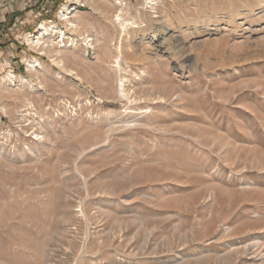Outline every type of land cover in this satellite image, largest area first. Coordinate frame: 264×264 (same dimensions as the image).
Wrapping results in <instances>:
<instances>
[{
  "label": "rangeland",
  "instance_id": "rangeland-1",
  "mask_svg": "<svg viewBox=\"0 0 264 264\" xmlns=\"http://www.w3.org/2000/svg\"><path fill=\"white\" fill-rule=\"evenodd\" d=\"M37 1L0 37V264H264V0H91L61 67L17 43Z\"/></svg>",
  "mask_w": 264,
  "mask_h": 264
},
{
  "label": "built area",
  "instance_id": "built-area-1",
  "mask_svg": "<svg viewBox=\"0 0 264 264\" xmlns=\"http://www.w3.org/2000/svg\"><path fill=\"white\" fill-rule=\"evenodd\" d=\"M24 1V0H23ZM48 2V1H47ZM45 1L44 0H39L37 1V5L35 4V6H38V13L37 15H41L43 13L48 12L49 8L47 5L44 4ZM12 4H13V0H0V10L3 12L2 13V17H0V22H3L5 20V12H7L8 14L10 13H17L19 10L21 11L22 9H20L18 7V9L14 10V11H10L9 8L12 9ZM27 4V3H25ZM71 5L72 6V10L70 12V15L67 17L65 13V11H67V6ZM30 6V5H29ZM49 6H51V3H49ZM9 7V8H8ZM89 5L84 1V0H64L63 2L58 4V9L57 12L54 16V18L51 19H45L39 22L37 28H35L33 31H28L25 32L24 35H26L25 37H23L22 35H18L17 36V43L18 44H24L25 40L29 37L32 38L34 37L35 39L37 38V32L39 31V29L42 26V23H46L49 30H52V34H50L49 36V41L51 43V45H55L57 48H70L73 47L74 45L77 46V44H82V46L86 49V54H94V46L92 45V41H93V37H86V35L83 36H78L76 34V31H74L75 27L72 26L70 23L67 22V18L71 19L72 18V14L75 11H82L85 8H88ZM25 5H24V9H25ZM24 17V16H23ZM25 20L20 17L17 16L14 24L12 27H10L11 30H13L14 27H16L18 24H24ZM61 23V26H60ZM58 26V27H57ZM18 38L23 39L22 41H20ZM44 44H46L44 42V39H41L40 41V45L38 46H43ZM39 55H42V53H38ZM26 57H24V61L26 64V70H27V62H26ZM7 75L9 76H14L16 75V70L15 67L13 66V64L9 61L7 62ZM33 139L34 140H39L41 139L40 134L38 133H34L33 135Z\"/></svg>",
  "mask_w": 264,
  "mask_h": 264
},
{
  "label": "bare ground",
  "instance_id": "bare-ground-1",
  "mask_svg": "<svg viewBox=\"0 0 264 264\" xmlns=\"http://www.w3.org/2000/svg\"><path fill=\"white\" fill-rule=\"evenodd\" d=\"M76 1H79V0H76ZM84 1L87 4H90V2H91V0H84ZM123 2L124 1H122V0H116V2H115L116 4H119L120 5L118 7V10H117L118 12L115 15L116 16L115 19L117 20V23L120 25V27L122 29L126 30L129 27V25H132V24L128 20H126L125 17H124V15H123L124 14V10L126 8V4L123 3ZM149 3L155 4L156 2L154 3V0H149ZM71 10H72V6L71 5L67 6V11H65L64 14H66V16L68 17L70 15ZM79 12L80 11H75L74 13H71L72 14V18L71 19H69V18L66 19L67 22L70 23L75 28L78 27V26H80L81 23H83V20H82L81 16L78 14ZM36 34H37V38L36 39L34 37H32V38H28V40L30 42L36 44V46H37V45L40 44L41 39H45L46 37L49 39L50 34H52V30L51 31L49 30V28H48V26H47L46 23H42L41 28L39 29V31ZM86 37L87 38L90 37V36H88V33L86 34ZM94 39L95 40H93V41L95 42L96 41V38H94ZM93 41H92V44L94 43ZM48 45H49V43L46 44V47ZM52 45H50V47ZM75 47H76V45H74L72 48H75ZM64 49H67V48H58V50H56L53 53L54 55H56V58H54V59L55 60H58L57 62L60 65V67L61 66H64V64H65V57H66V55H64L65 52L64 53L62 52V51H64ZM121 60H122L121 59V54H118V56L116 58V65H115V67L116 66L117 67H121V65H120L121 64ZM27 63H28V70L29 71H39V70L45 71L44 66H43V63H42V61L39 58L29 59L27 61ZM57 76L58 77H61L62 74L59 73ZM7 81L9 83V85H12L13 87L14 86H17L19 88H24L25 87V84L27 83V84L30 85L31 88H37V85L35 83H33L31 80L27 79L25 76H17V75L9 76L8 75L7 76ZM121 81H122V83L120 84V92H119V95L122 96V97H127V94L124 92V89H125V80H121Z\"/></svg>",
  "mask_w": 264,
  "mask_h": 264
},
{
  "label": "trees",
  "instance_id": "trees-1",
  "mask_svg": "<svg viewBox=\"0 0 264 264\" xmlns=\"http://www.w3.org/2000/svg\"><path fill=\"white\" fill-rule=\"evenodd\" d=\"M20 15H22L23 17L24 14L10 13L6 15L5 20L3 22H0V37H3L8 34L7 28L12 27L16 17Z\"/></svg>",
  "mask_w": 264,
  "mask_h": 264
},
{
  "label": "crops",
  "instance_id": "crops-1",
  "mask_svg": "<svg viewBox=\"0 0 264 264\" xmlns=\"http://www.w3.org/2000/svg\"><path fill=\"white\" fill-rule=\"evenodd\" d=\"M53 17H54V16H53ZM53 17H51V18H53ZM51 18H49V19H51ZM94 54H95V47H94ZM94 54H93V55H89V56L92 57V56H94Z\"/></svg>",
  "mask_w": 264,
  "mask_h": 264
}]
</instances>
